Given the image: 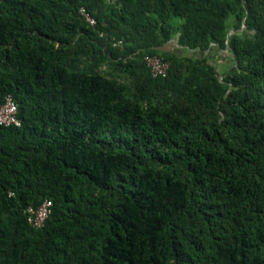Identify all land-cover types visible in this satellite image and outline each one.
Returning <instances> with one entry per match:
<instances>
[{
	"label": "trees",
	"instance_id": "1",
	"mask_svg": "<svg viewBox=\"0 0 264 264\" xmlns=\"http://www.w3.org/2000/svg\"><path fill=\"white\" fill-rule=\"evenodd\" d=\"M7 94L0 264H264V0H0Z\"/></svg>",
	"mask_w": 264,
	"mask_h": 264
},
{
	"label": "built area",
	"instance_id": "2",
	"mask_svg": "<svg viewBox=\"0 0 264 264\" xmlns=\"http://www.w3.org/2000/svg\"><path fill=\"white\" fill-rule=\"evenodd\" d=\"M78 14L89 24L95 25L96 19L84 6L79 7ZM102 35V33H101ZM118 40L114 43L120 44ZM146 66L153 77H165L168 73L170 62L159 55H146L143 57ZM21 121L17 115V104L11 94L5 95L0 100V125L20 126ZM52 201L43 200L40 204L28 205L25 209L27 222L34 228H40L45 224L46 219L51 213Z\"/></svg>",
	"mask_w": 264,
	"mask_h": 264
},
{
	"label": "rangeland",
	"instance_id": "3",
	"mask_svg": "<svg viewBox=\"0 0 264 264\" xmlns=\"http://www.w3.org/2000/svg\"><path fill=\"white\" fill-rule=\"evenodd\" d=\"M108 4V8L116 4V0H105ZM245 17H242V10L238 7L235 8L229 15L226 21V42L231 35L237 34L238 36H243L245 33L248 35L251 31L248 30L247 25L244 23ZM207 55L211 60H213L216 69L218 72L222 73L224 70H231L232 60L231 56L228 52V48L221 50L217 46L213 47L210 51L207 52ZM98 70L106 75H109L112 71L110 65L102 64ZM119 80L125 82L127 87L132 90L133 81L130 78H126L124 76L118 77Z\"/></svg>",
	"mask_w": 264,
	"mask_h": 264
}]
</instances>
